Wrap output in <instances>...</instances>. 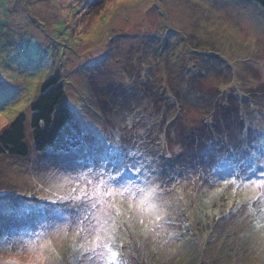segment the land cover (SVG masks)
I'll use <instances>...</instances> for the list:
<instances>
[{"label": "rangeland", "instance_id": "1", "mask_svg": "<svg viewBox=\"0 0 264 264\" xmlns=\"http://www.w3.org/2000/svg\"><path fill=\"white\" fill-rule=\"evenodd\" d=\"M56 77L79 128L156 166L147 201L144 167L122 190L110 168L65 175L52 169L68 166L67 152L35 151L32 106ZM21 115L30 154L0 156V194L78 205L87 193L88 219L33 233L34 222L5 217L0 264H104L107 249L84 253L94 225L125 264H264V165H241L264 136L255 1L0 0V135ZM220 157L241 165L229 180L231 167H210Z\"/></svg>", "mask_w": 264, "mask_h": 264}, {"label": "snow or ice", "instance_id": "2", "mask_svg": "<svg viewBox=\"0 0 264 264\" xmlns=\"http://www.w3.org/2000/svg\"><path fill=\"white\" fill-rule=\"evenodd\" d=\"M39 55L38 52L33 53L35 57ZM254 147L255 145H253ZM133 154L141 155L136 150L122 147L118 141H114L112 138L103 137L102 135L96 136L87 127H84L77 129L71 136L67 154L64 158V163L68 166L54 165L52 170L65 175H80L90 170L108 171L110 168L111 175L114 178V186L123 190L131 179L127 174L134 172L137 167H144L145 170L139 176H136L137 180H140L141 176L143 177V180L140 181L142 187L138 190L141 195L138 198L141 203H144L155 192L152 187V178L159 176L160 173L156 171V166L151 164L150 158L141 156V159L133 161L130 159ZM247 160H252L253 164L251 168L244 169L246 173L254 172L257 166L264 165V136H262L259 154L256 151H250L245 161H241V165ZM218 161L216 165H210V167L215 170L221 165H227L233 169L227 176L221 177L224 180L231 179L241 168V165H233L226 157H220ZM248 179L251 182L253 178L249 176ZM165 208L166 204L160 203L157 206V211L162 212ZM87 212V193L81 198V203L78 205L68 201L10 200L0 194V221L8 217L18 224L34 222L36 226L30 229L33 233L40 228L55 231L59 223L70 222L78 226L83 220L88 219ZM93 227L96 230L95 244L92 248L84 249V253L90 254L88 258L92 259L94 255L103 256V252L98 250L107 249L111 259L105 261L104 264H117V261H119V264H125L124 261L120 260L118 252L113 251L110 245L101 241L100 230L107 231V229L103 225L99 227L94 225ZM8 235L10 233L0 232V238ZM108 238H112L111 234Z\"/></svg>", "mask_w": 264, "mask_h": 264}, {"label": "trees", "instance_id": "3", "mask_svg": "<svg viewBox=\"0 0 264 264\" xmlns=\"http://www.w3.org/2000/svg\"><path fill=\"white\" fill-rule=\"evenodd\" d=\"M253 1L264 9V0ZM60 82V77L50 81L32 106V139L38 153L48 150L67 152L72 134L79 129L73 121V113L65 101L64 88ZM25 141L26 118L21 115L0 135V156L27 158L30 150Z\"/></svg>", "mask_w": 264, "mask_h": 264}]
</instances>
